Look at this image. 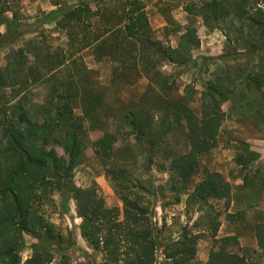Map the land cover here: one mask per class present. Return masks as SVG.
Here are the masks:
<instances>
[{
    "label": "rangeland",
    "instance_id": "obj_1",
    "mask_svg": "<svg viewBox=\"0 0 264 264\" xmlns=\"http://www.w3.org/2000/svg\"><path fill=\"white\" fill-rule=\"evenodd\" d=\"M80 1L89 4L92 11H98L92 21L94 33L116 25L127 10L125 0H19L18 20H13L11 13L0 17V69L19 50H23L25 57L23 69L17 73L18 82L31 72H45L50 59L70 60L74 50L67 45L64 30L55 24L61 11ZM198 1L141 0L154 37L163 45L177 48L186 29L195 30L198 44L184 65L150 56L145 61L154 68L152 73L146 75L140 69L139 73L123 74L114 59L98 60L92 48H88L79 54V61L75 64L68 61L57 73V79L79 81L78 94L84 87L90 88L91 98L96 97V102L102 105L93 120L84 122L89 145L84 161L72 172L71 184L51 194L46 208V218L62 240L50 241L41 234H25L20 252L22 261L33 254V247L38 244L53 256L54 262L64 253L69 264H101L102 255L81 236L82 220L71 188L94 190L107 207L121 208L114 180L108 173L121 170L130 181L132 192L139 194L149 209L160 230L162 245L178 240L186 231L198 236L197 251L205 253V250L206 255L225 247L227 251L244 255L250 264H264V248H242L238 240L241 235L248 242L253 233L256 238V226L264 225V212L257 210L258 205L264 204V52L250 54L234 34L231 21L206 25L200 16L185 11L187 5ZM73 74L77 77L71 78ZM256 75L261 77L262 85L253 82ZM51 84L44 79L26 91L25 108L30 111L36 108L31 116L34 113L43 118L50 109ZM210 85L218 90L222 88L227 96L219 103L223 118L217 144L199 157L197 174L182 182L169 169L171 159L188 149L187 121L182 114L176 115L175 108L186 104L195 115L201 116L207 110ZM6 86L3 92L12 100L13 90L18 87ZM23 94L12 102L16 103ZM82 106L78 100L74 107L78 117H83ZM130 114L138 121L147 122L154 142L152 150L136 139L125 122L124 117ZM101 130L116 135L112 155L107 158L96 155L90 148L101 136ZM55 151L65 165L61 144H55ZM206 172L221 175L230 191L228 199L209 197L199 201L191 197ZM223 224L236 234L232 235L236 244L229 242L224 246L217 241L232 237L219 234ZM157 264H168L160 250Z\"/></svg>",
    "mask_w": 264,
    "mask_h": 264
},
{
    "label": "trees",
    "instance_id": "obj_2",
    "mask_svg": "<svg viewBox=\"0 0 264 264\" xmlns=\"http://www.w3.org/2000/svg\"><path fill=\"white\" fill-rule=\"evenodd\" d=\"M125 1L127 10L120 15L119 22L104 32H92V21L98 11H92L83 1L61 11L55 25L64 30L67 45L74 50L70 60L50 59L45 72H31L18 82L17 73L23 69L21 65L25 57L23 50H19L10 56L7 66L0 69V264H69L64 253L58 262H54L53 256L38 244L34 245L29 258L22 261L20 257L25 234H41L50 241L62 240L47 220L46 208L50 205L51 194L63 191L71 184L72 172L84 161L89 147L84 122L93 120L97 108L102 105L96 102V97L91 98L90 88L82 85V93H77L79 81L76 83L72 78L77 75L73 74L68 82L66 78L57 79V73L66 65L79 61L82 51L92 48L96 59H114L120 65V73H139L142 69L147 75L154 71L145 61L148 57L184 65L198 44L195 30L187 28L177 48L163 45L154 37L141 0ZM185 11L200 16L206 25L231 21L234 34L250 54L264 52V0H199L187 5ZM5 13H11L13 20H18L19 0H0V17ZM44 79L52 82L50 109L39 118L30 114L36 108L32 111L25 108V93L30 86ZM253 82L263 84L259 75L253 78ZM10 84L18 87L13 90L12 100L24 93L16 103L3 92ZM225 93L222 88L218 90L210 85L206 95L207 110L201 116L195 115L186 104L175 108L176 115L182 114L187 121L188 149L171 159L169 169L182 182L197 174L199 157L216 147L223 118L219 103L227 99ZM78 100L83 105V117L74 113ZM131 115L124 117L125 122L136 139L145 142L152 150L154 142L147 122L138 121ZM115 140L114 133L101 130V136L91 143L90 148L96 155L107 158L112 155ZM57 143L61 144L65 165L56 154ZM108 173L114 180L121 208L107 207L94 190L71 188L78 217L82 220L81 236L102 255L101 264H157L159 250L168 264L192 261L197 253L198 236L185 231L178 240L162 245L160 230L142 197L132 192L124 172ZM229 194V188L219 173L206 172L191 197L203 201L209 197L228 199ZM256 240L258 247L264 248V225L256 226ZM217 241L224 246L229 242L237 243L233 236ZM208 263L250 264L244 255L227 251L225 247L211 250Z\"/></svg>",
    "mask_w": 264,
    "mask_h": 264
},
{
    "label": "crops",
    "instance_id": "obj_3",
    "mask_svg": "<svg viewBox=\"0 0 264 264\" xmlns=\"http://www.w3.org/2000/svg\"><path fill=\"white\" fill-rule=\"evenodd\" d=\"M257 210L260 212H264V204H260L257 206ZM231 227L230 226H226V225H221L220 229H219V234L221 233V235L223 236H232V235H236L235 233H232L231 231ZM227 231V232H226ZM240 237H238L239 243L241 245L242 248H251L254 250H258V249H263V248H259L258 244H257V240L255 238V235L253 233V236L251 238H249L248 242H245V238L242 237L241 235H239ZM200 247V246H199ZM205 253H202L201 250L197 251V255L195 256V258L189 262V264H208V255H206V251L204 250Z\"/></svg>",
    "mask_w": 264,
    "mask_h": 264
}]
</instances>
